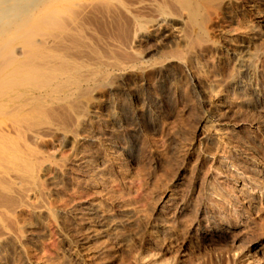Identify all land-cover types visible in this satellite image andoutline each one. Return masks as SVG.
Returning <instances> with one entry per match:
<instances>
[{"label": "bare ground", "instance_id": "bare-ground-1", "mask_svg": "<svg viewBox=\"0 0 264 264\" xmlns=\"http://www.w3.org/2000/svg\"><path fill=\"white\" fill-rule=\"evenodd\" d=\"M237 3L238 0H0V250L12 246L15 251L26 255L29 264H37L28 258L24 235L26 232L31 233L28 235L36 233L46 220L60 222L59 218L65 212L59 207L61 204L51 203L54 194L50 196L51 202H46L45 197L65 174L69 163L58 158L57 153L67 146L73 152L75 171L84 178L77 186L95 192L92 199L89 197L84 201L87 206L83 213L80 212L79 222L86 235L83 241L74 242L72 256L94 264L103 252L96 243L103 240L100 243L108 244L105 240L112 241L116 230V226L108 222L112 215L111 207L114 204L120 210L124 207L119 200L113 199V191L110 192L113 195L108 193L111 182L105 178V170L92 164L83 153V149H89L88 145L99 141L87 130L91 118H96L102 109L98 110V97L110 100L121 94L120 89L124 85L138 87L139 97H130L131 119L137 121L144 110L151 107L146 93L152 84H156L157 90L152 88L153 92L149 94L159 104L151 109L153 115L161 118L159 105L166 108V112L171 110L169 93H176L182 80L188 82L190 91L202 97L199 105L206 111L201 124V155L198 154L201 165L208 166V169L200 182L193 183L200 208L196 221L190 227V237L197 243L221 241L237 249L236 252L244 257L264 249L263 239L247 241L252 229L245 221L248 208L256 210L264 201V165L246 148L234 147L229 140L233 105L245 111L250 107L256 109L257 96V106L264 107L262 89L256 82V50L252 51L253 46L259 44L256 41L264 35V12L252 13L243 34L222 32L221 47L220 41H214V35L211 36L220 27L223 15L233 10ZM149 41L156 42V49L140 54V46ZM219 48L225 52L224 58L219 57L223 59L226 70H233L229 78L230 88L240 94L236 101L233 100V105L228 101L232 106L226 102L225 89L222 92L217 84L209 81L206 89L204 77L209 72L204 76L206 71L203 68L208 62L206 64L204 59L202 62L206 65L202 67L201 58ZM113 103L108 102L104 112L112 110ZM110 114L113 125L122 124L120 113ZM106 132L110 135L111 129L107 127ZM139 138L135 129L129 130L126 137L130 142L139 141ZM102 144L113 146L112 143ZM49 145L57 157L48 154L45 148ZM116 147L121 149L123 156L120 157L115 150L116 155L109 148H106L105 156L110 164L117 165V172L120 171L124 183L130 169L126 157L135 147ZM180 186L182 179L169 182L167 189L165 187L164 198L167 201H163L161 212L170 215L184 213L191 204L180 198ZM57 222L53 224L57 225ZM259 226L262 227L261 224ZM237 257L235 254L233 259ZM2 258L0 256V264ZM148 262L154 263H150V259Z\"/></svg>", "mask_w": 264, "mask_h": 264}, {"label": "rangeland", "instance_id": "rangeland-1", "mask_svg": "<svg viewBox=\"0 0 264 264\" xmlns=\"http://www.w3.org/2000/svg\"><path fill=\"white\" fill-rule=\"evenodd\" d=\"M238 3L237 6H235L234 9L229 12L230 14L227 13L223 15V17L224 16L225 17L221 18L220 27L216 30L214 34L213 33L211 34L212 37L214 35L213 38L214 41L216 39L218 40V41L216 40L217 42L220 41L218 43L219 45L222 42L221 39L222 32L229 34H231V32L233 33L238 32V34L235 35L243 34L244 32L242 31L245 30L244 27H246L247 24L246 22L251 20L252 13H254L255 11L264 12V0H238ZM217 36L219 37V39ZM260 37H261L260 41L258 42L256 41V43L259 44L255 47L253 46L254 49L252 51L254 52L256 50L255 51L257 57L256 65L258 66L256 82L259 85V87L262 89L261 94L262 97L264 98V47H263L264 45H261V43L262 44L264 43V40H262L264 39L263 38L264 35H261ZM154 42L155 41H149L143 43L140 46L142 51H140L141 49L139 48L140 49L139 53L146 54L148 52L150 53L153 52L156 49L154 46L157 47L156 42L155 43ZM221 46L222 43L220 47ZM149 48H152V50L150 49L151 50L150 51ZM212 51L215 52L212 53L210 51L208 52L209 54L207 53V56L205 54L201 58V62L205 59L206 64L208 62L209 65L208 66L205 64V62L204 63L202 62V67L204 66L203 64L207 66L203 68V70L206 71L204 76L209 72V74H207L204 77L205 80H207L206 89L210 84H214V83L217 84L216 86L217 88H219V90L220 88L222 89L221 90L222 92L224 91V89L226 90L223 92V94L225 96L226 95L228 96L225 97L227 98L226 100L227 104L233 105L234 102L233 100L237 99L240 96V94L234 93L233 90H231L230 88L229 78L232 76L233 70L231 68L226 70L225 65L222 63L223 59L220 57L222 56L224 58L225 52L223 48H219L218 50H212ZM220 52L222 54H220ZM210 56L212 57L210 58ZM208 58L209 60L212 59L211 60L212 62L209 61ZM223 65L224 67L223 68L221 67L222 69L219 68L220 66ZM219 69L222 71H220ZM210 72L212 74H210ZM220 72L221 73L223 72L222 75L223 77L225 76L224 79L220 75L221 74ZM218 76H220L222 79L221 80L218 79L220 78ZM190 78L188 80H190ZM212 78L213 79L216 78L218 81L213 80ZM211 79L212 81H210ZM225 79H227V81H225ZM208 81L210 84L208 83ZM178 85L179 87H177L176 93L175 92L169 93L168 106L171 109L169 110L170 113L166 112L167 110L166 108L165 109L164 107L161 108L159 105L160 111L162 113L161 118L160 117L157 118V115H153L154 112L151 109V107L154 108L158 107L159 104L158 100L155 97H153L151 94H149V92H153V90L155 91L154 88H156L157 90L158 87L156 84H152L149 88V91L146 93L147 102H149V105L151 107H147L137 121L131 119L132 108L130 106V97L132 95L139 97L138 94L140 93L138 87L134 85H132L131 88L127 85L122 86L120 89L121 94L119 93L118 95L113 97L114 99L117 98L115 99V101L114 99H110V100L105 99L102 96H100L102 98L100 100V97H98L99 101L97 100L98 101L97 106L98 105L100 106V107L98 106V110L100 108L102 109L99 110L100 112L99 114H97L96 118H91V125L88 127L87 130L90 134L96 136L99 141L88 145L89 149H87L86 147L85 149H83V153L85 152V154H87L86 157H88L89 160L91 159L90 161L91 163L93 162L92 164H94L95 166H99L105 170V178L108 180V183L111 182L109 185L111 187L108 186L107 188L108 189L107 191H109L108 193L111 195H113L112 193H114V195L112 196L113 199H115L116 202H118L119 200L120 205L122 204V206L124 207L121 210L115 204L114 206L111 207L112 215L110 214L111 219L108 222L109 224H112V226L114 224V226H116V230L113 232L112 241H110L111 239L105 240L108 242V244L110 242L109 245L107 243L102 244L104 242L103 240L99 241V243L98 242L96 243V245L103 248V252L100 255L101 257H99L94 262V264L96 262H97L96 264L98 263L142 264L143 263L142 261L147 262L143 264H149L148 259H150V263L154 261L153 264H264V256H263L264 249L257 254L251 255L250 257H244V256H240L239 252H236L237 249H233L230 246L228 247V245L224 244L221 241L212 242V243H197L195 240L191 239L190 237V229H191L190 227H192V224L196 221V218L198 217L197 211L200 208V202L199 199L197 198L198 192L193 190V185H195L197 182H200V179L207 172L208 169L207 168L208 166L205 167L201 165L199 159V157H201L200 156L201 146L199 144L203 136L201 132V124L206 116L205 113L206 111H204L203 109L201 110L200 108L201 106L199 105L201 104L200 101H202V97L199 94L189 90L188 82L186 81L183 82L182 80V82L180 81ZM224 85L227 86L225 87ZM184 93L186 95H184ZM119 95L122 96L117 97ZM121 98L123 100H121ZM250 98H252L255 101V98L252 95L250 96ZM102 100L104 101L102 102ZM228 101H230L231 104ZM108 102H114L112 105L113 108H111L112 110L109 109L110 113H114V112L115 113L117 112V114L120 113L118 116L119 118H121V120H123L122 124L115 123L116 125L115 124L113 125L114 122H112L109 117L111 116L109 110L104 112L105 106L108 105ZM256 103H257L256 109L254 107H250L247 108L246 111L243 108L240 109L238 106L236 107L234 105L233 106L231 105L232 109L234 110H232V114H231L232 132H230L231 134L229 133L230 134L229 140L231 145L234 147L242 146L241 148L243 149L246 148L248 153H251L253 156L256 157V160L258 159V161L262 165H264V124H262V122H264V107L262 108L261 106H257L258 105L257 96H256ZM102 104L103 106H101ZM217 104L218 103H215V105ZM221 109H226V107H222ZM100 114L103 116H101ZM102 120L104 122H102ZM108 120H110V122ZM259 122L263 126L259 124ZM174 123L176 125H174ZM107 127L111 129L110 135L106 132ZM171 127L174 128L171 129ZM131 129L137 130V132L140 135V138L138 139L139 141L130 142L128 141V139H126L128 132ZM115 132L119 134H116ZM124 135L126 137H124ZM102 143H112L113 146L112 145H111L112 147L104 146ZM117 145L118 146L133 145L135 147L134 151L130 155H128V157H126V159H128L129 162L128 166L130 167V169L128 176L129 178L127 177V180L124 183H122L123 180L122 178H120L121 177L119 175L120 171L117 172L119 170L117 165L112 162L110 164V162L107 161V158L105 156L106 155L105 150L106 148H109L116 155H117L116 151H118V154L121 157L122 155L121 149L119 147H116ZM153 146L156 148L154 149ZM52 148L53 147L49 145L45 149L48 151V154L55 155L57 157L56 153L53 152ZM86 149L88 152H90L91 155L88 152H86ZM61 150L62 151H59L57 153L59 154L58 158L60 157L63 158V160L67 161V163L69 164H67L65 174L59 178L58 184L51 190L52 193L50 191L49 193L50 195L48 194L47 197L50 199H47V197H45V200L46 202L49 201L51 202V200L54 199L52 200L51 203L55 201V205L57 206H59L60 204L61 205L65 204L62 207L61 205L59 206L63 210L65 209L64 210L65 215L64 214L61 215L64 218L62 219V217L60 216L59 218L60 222L51 219L50 221L46 220V222L49 221L50 224L44 222L45 224L43 226H39L36 232L37 235L35 232H34L35 234L33 233L34 235L33 234L28 235V233L29 234L31 233L26 232L27 235L26 234L24 235V243L27 249V253L29 255L28 258L31 260L32 263L88 264L82 261L81 259L74 258L72 256L71 249H73L74 247L73 244L74 242H76V240L80 242L83 241V239L85 238L86 233L81 223L79 222V218L81 216V213L84 212L83 208L87 206L86 205L87 203H84V201L86 202V200L89 197H90L89 200L92 199L95 196V192L84 190L81 189L80 186H77L81 182H83L84 178L79 177L78 173L75 171V168L73 166L74 165V157L72 155L73 152L70 149V147L67 148V146H65ZM70 158L72 159V161H70L71 160ZM68 159L70 162L68 161ZM71 167L73 170L69 169ZM201 169L203 171H201ZM73 171L74 173H72ZM199 172L202 174H200ZM75 179L76 180L78 179L77 180L78 182ZM177 179H182V186L178 188L179 196L181 195L180 198L182 197L181 199L186 200V202L188 203L191 202V204L190 203H189L190 205L188 204V207L184 211V213L176 214L177 216L175 214H171L172 215L171 218L170 214L161 212V206L163 204V201H167V199L165 200L164 198V193L166 191L165 187L167 189L168 183L169 182L171 183L172 181ZM72 180L76 182L75 183L76 185L74 184V182H72ZM51 194H54V197L52 196V199L50 197ZM124 203L126 204L127 207H125ZM127 208L129 209V211ZM226 209L229 212L230 211L232 212V210L229 209V207H227ZM166 215H168L169 217ZM24 218L27 219V215H25ZM245 221L249 226H251L250 229H252L250 230L251 232L248 236L249 240L247 239V241L256 242L258 241V239L264 240V233H263L264 201L262 202V205H259L256 210L253 208H248ZM55 222H57L56 223L57 225L53 224ZM260 224L262 227L259 226ZM66 237L68 239L70 238L69 239L70 241L67 240ZM72 237H74V239H72ZM113 239L115 240L116 243L114 242ZM148 242L150 245L148 244ZM12 248H13L12 246H8L0 250L1 253L0 256L1 258L3 257L2 264L4 263L29 264L25 254L19 253L18 251H15L14 248L13 249ZM235 254H238V257L236 259H233ZM145 258L146 260H144Z\"/></svg>", "mask_w": 264, "mask_h": 264}]
</instances>
